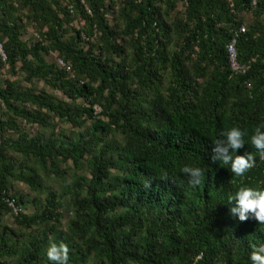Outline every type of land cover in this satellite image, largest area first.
Instances as JSON below:
<instances>
[{"label": "trees", "instance_id": "16d2710c", "mask_svg": "<svg viewBox=\"0 0 264 264\" xmlns=\"http://www.w3.org/2000/svg\"><path fill=\"white\" fill-rule=\"evenodd\" d=\"M0 45V264H251L229 197L264 189V0H0ZM233 127L243 177L214 160Z\"/></svg>", "mask_w": 264, "mask_h": 264}, {"label": "clouds", "instance_id": "9594fccd", "mask_svg": "<svg viewBox=\"0 0 264 264\" xmlns=\"http://www.w3.org/2000/svg\"><path fill=\"white\" fill-rule=\"evenodd\" d=\"M224 135L226 146L213 149L214 152L219 153V155L214 156V160L222 162L224 165L230 164L232 173L237 177H243L255 166L256 157L250 152L244 156H234L233 153L245 146V137L248 132L239 127H233L227 130ZM250 143L257 150L259 158L264 160V123L254 129L250 136ZM229 150L232 154H229ZM182 171L188 174L195 183H199V178L203 175L202 169L197 167H184ZM229 199L238 205L233 211L239 212L241 221H246L251 215L255 220L264 224V189L240 186L238 191L232 194ZM47 258L52 264H69V249L63 243H52L47 250ZM250 260L251 264H264V244L254 247Z\"/></svg>", "mask_w": 264, "mask_h": 264}, {"label": "built area", "instance_id": "2783aa9c", "mask_svg": "<svg viewBox=\"0 0 264 264\" xmlns=\"http://www.w3.org/2000/svg\"><path fill=\"white\" fill-rule=\"evenodd\" d=\"M245 27H242L240 29V31L238 33H236L235 37L233 38V40L229 43V45L227 46L228 49V53H229V60L231 63V68L235 73H245L247 68L245 66H242L239 63V59H238V52H237V34L239 33H243L245 32ZM0 50L2 52V47L0 45ZM100 109L98 108L97 111H99ZM1 144V141H0ZM17 211V210H16Z\"/></svg>", "mask_w": 264, "mask_h": 264}, {"label": "rangeland", "instance_id": "374dc122", "mask_svg": "<svg viewBox=\"0 0 264 264\" xmlns=\"http://www.w3.org/2000/svg\"><path fill=\"white\" fill-rule=\"evenodd\" d=\"M82 26H83L82 23H81V24H80V23H76V27H77V28H80V27H82ZM51 60H55V57H51ZM1 73H2V76H1V77L4 78V79H6V78H10V79L14 78L10 73L7 72V69L3 70ZM100 111H101V110H99V112H100ZM20 190L26 192V191H27V188L24 187V186H21V187H20ZM23 210H24V213H26V214L33 213V208H32L30 205L25 206ZM6 222L9 223V224H10V223L12 224V223L14 222V217L9 215V216L7 217V219H6Z\"/></svg>", "mask_w": 264, "mask_h": 264}]
</instances>
